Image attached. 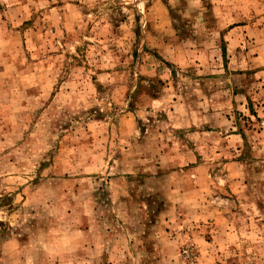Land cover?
Instances as JSON below:
<instances>
[{"label":"rangeland","instance_id":"obj_1","mask_svg":"<svg viewBox=\"0 0 264 264\" xmlns=\"http://www.w3.org/2000/svg\"><path fill=\"white\" fill-rule=\"evenodd\" d=\"M0 264H264V0H0Z\"/></svg>","mask_w":264,"mask_h":264},{"label":"crops","instance_id":"obj_2","mask_svg":"<svg viewBox=\"0 0 264 264\" xmlns=\"http://www.w3.org/2000/svg\"><path fill=\"white\" fill-rule=\"evenodd\" d=\"M262 22H253V21H248V25H246V26H244L245 28H247V29H250V30H254V29H258V27H255L256 26V24H261ZM239 135V134H238ZM234 137H236V135L234 134L233 135ZM241 137H242V135H240ZM239 136V137H240ZM236 161V160H235ZM229 165H230V168H233V166H234V162H230V163H228Z\"/></svg>","mask_w":264,"mask_h":264}]
</instances>
